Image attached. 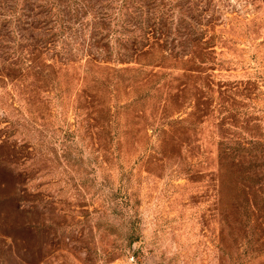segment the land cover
<instances>
[{"label": "rangeland", "instance_id": "374dc122", "mask_svg": "<svg viewBox=\"0 0 264 264\" xmlns=\"http://www.w3.org/2000/svg\"><path fill=\"white\" fill-rule=\"evenodd\" d=\"M206 1L215 21L202 29L204 39L215 43L216 64L206 69L213 75L215 116L207 122L195 114L200 90L194 81L179 101L182 107L174 101L182 62L170 57L165 67L120 72L153 63L161 53L155 49L121 63L127 57L122 45L134 34L126 32L118 11L99 19L100 25L90 9L84 25H74L68 36L71 44L88 45L97 27L98 38L112 48L105 54L113 69L108 82V74L98 75L95 67L85 72L86 59L56 73L48 85L41 76L0 77V140L14 130L19 155L44 158L28 170L34 179L23 196L30 210L23 217L31 226L24 231L16 229L24 226L23 217L7 202L11 178L0 175V264H264V166L262 186L251 169L245 194L237 197L236 186L227 183L221 202L213 176L200 172V154L175 144L252 137L261 141L264 156V0ZM174 10L168 41L181 53L185 37L176 29L182 13ZM152 68L159 72L150 84L137 85L135 78ZM236 83L238 89L223 86ZM151 86H165L167 102L158 93L143 115H135L143 106L126 103ZM94 91L95 100L89 96ZM240 111L247 113L242 119L249 128L222 132L219 122ZM251 153L258 151L251 147Z\"/></svg>", "mask_w": 264, "mask_h": 264}, {"label": "trees", "instance_id": "16d2710c", "mask_svg": "<svg viewBox=\"0 0 264 264\" xmlns=\"http://www.w3.org/2000/svg\"><path fill=\"white\" fill-rule=\"evenodd\" d=\"M19 1L0 0V77L3 79L14 76L21 78L41 76L38 80L45 81V85H48L49 82H55L56 73L67 70L71 64L80 62L82 59H86L84 64L86 73L93 72L92 67H95L98 75L108 74V71L113 69H109L106 65L111 60L105 54H111L112 48L104 38H98L99 33L96 26L91 37L93 40L88 45L71 44L68 36L71 35L74 25L78 23L84 25L85 17L90 9L95 14V22L110 17L113 12L117 13L118 11L123 16L122 23L125 25L126 32L134 34L122 45L125 51L122 55L127 57L122 59L121 63H131L138 58L147 57L155 49L161 53L155 62L151 61L153 63L137 62L138 67H125L119 69L120 72L148 69L149 66L153 68L156 66L165 67L164 64L170 57L176 62L180 61L184 67L177 70H182L183 79L177 87L174 101L181 108L182 104L180 105L179 101L187 99L184 96L188 91L191 93L192 87L189 85L191 81H194L192 85L195 89L200 90L194 95L195 114L200 123L207 122L211 118L214 119L212 97L209 96L213 89V75L207 73L206 69H215L216 64L212 60L215 43L211 38L210 41L204 39L207 31L202 29L204 26L212 25L215 21V14L210 8V2L206 0H177L178 2L174 5L171 0H23V4ZM175 7H178L182 13V16L179 17V26L176 29L178 34L185 37L180 45L181 53H174L168 41L169 36L173 33ZM17 13L19 14L13 17ZM2 17H6L7 20L1 19ZM38 23L42 25H38ZM98 23L101 25L102 22ZM80 52L82 54L80 58H77L76 56ZM49 61L50 63H48ZM158 72H154V69L149 70L144 76L136 77L135 83L149 85ZM163 74L169 75L168 71ZM108 79L109 74L106 76L107 82ZM121 80L122 78L120 82ZM223 86L230 90L238 89L237 83L223 84ZM84 92L85 90H82V93ZM98 93L94 91V95L89 96L95 100L98 98ZM158 93H161L165 104L170 94L169 91L166 92L165 86L162 90L151 86L149 90L143 91L127 102L126 107L140 103L143 108L136 110L135 115H143L145 113L144 105L157 97ZM102 94L100 93V95ZM171 99L173 100L170 97ZM228 115V121H221L218 124L222 132H241V129L249 128L243 126L246 120L242 118H247L245 111L236 112L233 117ZM251 119L253 120V118ZM14 132V130L9 131L8 129L6 137L0 140V175L6 176V179L11 178L8 183H12V185L7 202L23 217L30 211L25 208L23 196L28 192L29 183L34 179L28 170L31 166L36 167L41 161H44V158L32 159V156L19 155L21 152L17 144L11 140ZM260 142L259 139L252 137L234 136L221 138L217 142H207L203 139H200V142L176 139L175 144L179 147L185 146L187 151L192 152L194 156L200 154V172L203 169L209 171V175L213 176V181L220 193V201L224 202L226 197L222 188L227 183L236 186L239 191L237 197L245 194L251 169H254L257 186H262L264 156L259 151L261 149ZM212 146H215V150ZM251 147L255 148L258 153L252 154ZM30 160L32 163L27 165ZM6 179L2 185L6 184ZM21 223L24 226L16 228L19 231L29 229L31 226V223L24 221V217ZM12 232L15 230L11 228L9 234L11 235ZM135 239L136 237L132 235L130 241L133 242ZM261 256L260 253L258 258Z\"/></svg>", "mask_w": 264, "mask_h": 264}]
</instances>
